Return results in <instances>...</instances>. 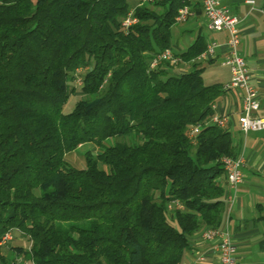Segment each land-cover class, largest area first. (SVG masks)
I'll return each instance as SVG.
<instances>
[{"label": "trees", "instance_id": "16d2710c", "mask_svg": "<svg viewBox=\"0 0 264 264\" xmlns=\"http://www.w3.org/2000/svg\"><path fill=\"white\" fill-rule=\"evenodd\" d=\"M185 6L0 0V240L31 241L0 246V264H183L194 234L222 228L223 159L240 155L212 122L226 90L204 80L205 35L174 53L191 71L150 67L172 50ZM88 143L101 152L71 165L66 155Z\"/></svg>", "mask_w": 264, "mask_h": 264}, {"label": "crops", "instance_id": "0c3cea01", "mask_svg": "<svg viewBox=\"0 0 264 264\" xmlns=\"http://www.w3.org/2000/svg\"><path fill=\"white\" fill-rule=\"evenodd\" d=\"M219 1L240 19L238 52L246 60L251 74L250 84L260 98L259 114L264 116V3L262 0H254V4H250L249 0ZM190 2L191 15L184 22L185 27L173 30L172 51L176 54L184 52L200 33L205 35L207 44L217 42L216 56L204 64L203 76L207 84L226 86L231 80V71L222 65V61L228 51V34L225 31L210 32L200 0ZM169 68L172 73L180 74L191 71L192 65L181 62ZM243 94V89L226 90L214 107L215 115L229 117L227 128L233 134L239 155L245 159L244 182L239 186L234 202H227V213L221 229H228L236 244L239 264H264V131L248 135L241 132L238 120ZM205 230L191 237L183 264H221L217 241L204 240L202 234Z\"/></svg>", "mask_w": 264, "mask_h": 264}, {"label": "built area", "instance_id": "2783aa9c", "mask_svg": "<svg viewBox=\"0 0 264 264\" xmlns=\"http://www.w3.org/2000/svg\"><path fill=\"white\" fill-rule=\"evenodd\" d=\"M154 0H145V2H152ZM264 3V0H262ZM203 11L208 19V30L210 32H227L228 51L222 61V65L228 67L231 71V80L225 86V90L231 91L236 89H243L242 109L239 116V127L244 135L251 132L264 131V116L259 114L260 98L257 90L250 84L251 74L246 63V60L239 54L238 45L240 43L239 23L240 19L231 14L227 6L221 5L219 0H200ZM254 4V0L248 1ZM191 15V9L185 6L179 10L177 16L178 23H184ZM132 10L125 18L123 25L129 28L137 22ZM219 44L211 41L207 45L206 51L201 55L203 60H212L216 56V49ZM169 62L172 65H177L179 60L174 56V52L167 49L156 56L151 61V69H156L163 64ZM80 83V80L78 81ZM212 122L220 127H226L229 123V117L215 115ZM199 132V128L191 130V136ZM223 163L227 172V179L229 185V194L227 197L228 203H233L239 186L244 182L245 159L243 155L237 158H224ZM13 231L8 232L0 240V246L12 241ZM202 237L206 241H217V251L221 264H239L237 255V247L234 243L228 229H208L203 232ZM201 261L203 258L200 259ZM197 264V263H192Z\"/></svg>", "mask_w": 264, "mask_h": 264}, {"label": "rangeland", "instance_id": "374dc122", "mask_svg": "<svg viewBox=\"0 0 264 264\" xmlns=\"http://www.w3.org/2000/svg\"><path fill=\"white\" fill-rule=\"evenodd\" d=\"M138 1L139 0H130L131 6L134 8L137 5ZM183 27H185V24L179 23L173 28V30L175 28L179 29V28H183ZM78 98L79 97H72L69 100V102L65 108L66 112H69L73 109V107L76 103V100ZM117 141H118L117 138H110V139L106 140L104 142L103 147H101L102 148L101 150H103V148H105V147L116 144ZM101 150L99 151V147L97 145H95L94 143H88V144L83 145L82 147H79L75 151L68 153L66 155V159L74 167L82 169V168H85L87 165L86 158L89 156V154L96 156L99 152H101ZM13 236H14L13 240L4 246V251H8L12 247H20V246H24L26 248L31 247V241L28 240L27 239L28 237L26 235H24L23 233L16 231L13 233ZM20 262H22L23 264H31L30 261L21 260Z\"/></svg>", "mask_w": 264, "mask_h": 264}]
</instances>
